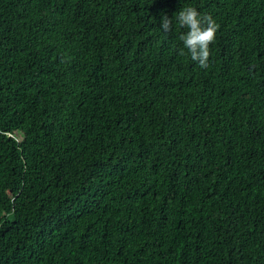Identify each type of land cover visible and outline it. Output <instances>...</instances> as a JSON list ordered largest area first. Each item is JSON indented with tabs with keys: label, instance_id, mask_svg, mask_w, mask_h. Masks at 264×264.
<instances>
[{
	"label": "trees",
	"instance_id": "1",
	"mask_svg": "<svg viewBox=\"0 0 264 264\" xmlns=\"http://www.w3.org/2000/svg\"><path fill=\"white\" fill-rule=\"evenodd\" d=\"M0 264H264V0H0Z\"/></svg>",
	"mask_w": 264,
	"mask_h": 264
},
{
	"label": "clouds",
	"instance_id": "2",
	"mask_svg": "<svg viewBox=\"0 0 264 264\" xmlns=\"http://www.w3.org/2000/svg\"><path fill=\"white\" fill-rule=\"evenodd\" d=\"M176 22L187 31L179 36L183 47L180 56L189 55L201 68L209 66L210 45L214 43L218 25L210 15H201L195 7L185 6L176 13ZM160 28L169 33L173 28V20L162 14ZM187 50V52L185 51Z\"/></svg>",
	"mask_w": 264,
	"mask_h": 264
}]
</instances>
